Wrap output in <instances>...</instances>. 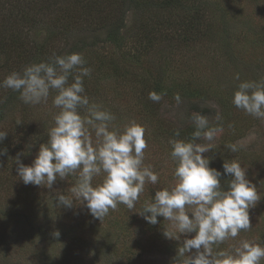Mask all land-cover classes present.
I'll use <instances>...</instances> for the list:
<instances>
[{
  "label": "rangeland",
  "instance_id": "obj_1",
  "mask_svg": "<svg viewBox=\"0 0 264 264\" xmlns=\"http://www.w3.org/2000/svg\"><path fill=\"white\" fill-rule=\"evenodd\" d=\"M198 1L129 8L121 0H0V80L53 54L80 53L92 70L84 78L85 94L115 115L114 126L135 119L145 127V164L159 176L132 211L118 204L99 220L83 205L58 207L57 192L70 195L76 176L57 178L53 189L25 185L15 163L19 157L30 165L47 141L59 111L52 104L56 93L27 105L18 92L0 87V131H7L0 141V264H171L183 238H166L163 231L174 230L169 221L158 217L161 223L152 225L137 212L156 189L174 183L168 140L176 129L179 139H190L193 111L213 124L217 113L223 117L224 131L204 154L210 166L223 173V161L239 160L261 196L249 209L251 229L219 247L264 239V119L231 102L239 83L235 74L241 80L264 78V0ZM103 19L122 24L112 43L103 40L105 21L96 23ZM191 20L199 22L201 33L191 31ZM151 91L161 95L159 102L148 98ZM229 143L240 150L231 152ZM229 179L222 175V184Z\"/></svg>",
  "mask_w": 264,
  "mask_h": 264
},
{
  "label": "clouds",
  "instance_id": "obj_2",
  "mask_svg": "<svg viewBox=\"0 0 264 264\" xmlns=\"http://www.w3.org/2000/svg\"><path fill=\"white\" fill-rule=\"evenodd\" d=\"M85 63L78 52L53 54L24 66L22 71L9 72L0 80V87L18 92L27 105L47 102L55 91L52 104L59 111L47 141L39 145L30 165L15 159L17 176L25 185L48 189H53L57 178L76 176L70 195L57 192L56 204L69 209L83 205L92 217L102 220L118 204L135 209L146 185H157L159 176L152 165L145 164V127L135 119L122 127L114 126L115 115L85 94L84 78L92 71ZM234 79L239 83L232 104L264 119V78L241 80L237 73ZM148 98L159 102L162 97L151 91ZM175 100L181 102L179 94ZM190 118L194 128L190 139H179L180 130L176 129L175 138L168 140L175 162L174 183L156 189L137 213L152 225L160 224L157 218L162 217L174 229L163 231L164 236L178 242L183 238L171 264H261L264 239L241 240L228 249L219 247L242 230L251 229L249 209L261 196L239 160L223 161L222 173L211 167V158L204 155L216 146L217 133L224 131L223 117L217 113L213 124L207 115L193 111ZM6 135L7 131H0V141ZM226 147L233 153L240 150L235 143ZM222 175L230 177L226 186ZM96 177L101 179L94 185Z\"/></svg>",
  "mask_w": 264,
  "mask_h": 264
},
{
  "label": "trees",
  "instance_id": "obj_3",
  "mask_svg": "<svg viewBox=\"0 0 264 264\" xmlns=\"http://www.w3.org/2000/svg\"><path fill=\"white\" fill-rule=\"evenodd\" d=\"M196 1H198V0H196ZM138 2H141V3H139L140 5H150V7H155V8H169L170 5L174 4L175 2H177V4H182L183 0H121V6L123 5L122 7H124V6L128 5L127 7L130 8V7L137 5ZM199 3L201 4V2H199ZM194 11H195V8H194ZM189 20L190 19H188L187 21L189 22ZM104 21H105V24L107 25V28L104 26L106 33H105V38L103 40H104V42H111L112 43L113 41H115L116 38H118L119 33L122 30L120 27L122 24H111L110 21L105 20V19H103L101 21H96V23H100L101 25H103ZM106 22H109V23H106ZM193 22L194 21L191 20V23L193 24L191 31H193L194 33L196 31H197V33L198 32L201 33V28L199 27V25H200L199 22L198 21H196L194 23ZM197 33H195V34H197ZM2 47L3 46H0V49Z\"/></svg>",
  "mask_w": 264,
  "mask_h": 264
}]
</instances>
